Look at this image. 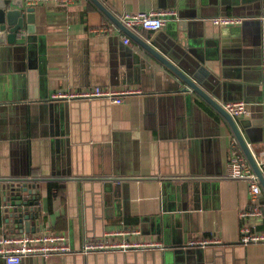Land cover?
Listing matches in <instances>:
<instances>
[{
  "label": "crops",
  "instance_id": "0c3cea01",
  "mask_svg": "<svg viewBox=\"0 0 264 264\" xmlns=\"http://www.w3.org/2000/svg\"><path fill=\"white\" fill-rule=\"evenodd\" d=\"M99 1L118 19L126 11L173 9L160 29L135 33L152 44L182 31L186 54H195L210 75L205 90L220 103L246 102L258 122L264 112V0ZM32 7V40L0 54V234L50 228L66 232L76 248L110 229L136 228L106 238L163 245L33 255L18 264H264V242H239V211L250 204L249 187L228 176L226 167L232 154H244L219 112L191 90L175 88L177 78L158 62L151 60L152 72L134 62V54L146 52L130 37L125 43L119 29L96 31L116 26L92 0ZM217 16L242 22L220 27L211 22ZM29 86L36 96L31 100L22 97ZM95 86L139 92L123 95L120 103L50 97L56 90ZM42 92L50 105L45 108L35 101ZM240 128L264 173V130ZM27 167L28 174L18 177L36 179L39 223L33 218L22 227L6 225L5 174ZM197 236L221 243L188 246ZM0 264H6L1 257Z\"/></svg>",
  "mask_w": 264,
  "mask_h": 264
},
{
  "label": "built area",
  "instance_id": "2783aa9c",
  "mask_svg": "<svg viewBox=\"0 0 264 264\" xmlns=\"http://www.w3.org/2000/svg\"><path fill=\"white\" fill-rule=\"evenodd\" d=\"M25 6H33L39 2L55 1L63 3L76 2L78 0H23ZM175 11L170 8H152L145 11H126L121 15V21L127 27L132 29L142 28L148 30H158L164 25L165 16L173 15ZM212 24L220 27L239 25L242 18L234 16H217L211 19ZM117 27H98L95 30L99 32H112ZM130 38L124 36V42L128 43ZM139 92L137 89L125 88L113 90L108 87L95 86L91 89L74 91L70 89L56 90L50 97L54 100L70 101L75 98H93L105 97L112 103L122 102V96ZM223 108L233 117L239 119L249 117L250 110L246 102L225 101L221 103ZM1 106V103H0ZM261 127L264 130V116ZM257 162V161H256ZM258 163V162H257ZM259 165V164H258ZM228 176L241 178L247 181L249 187L248 207L239 211L241 219L239 227V242L241 244L263 243L264 242V202L259 201L261 187L257 176L248 166L244 156L241 154H232L226 167ZM136 228L110 229L108 233L100 238L84 239L78 247L71 245L69 235L66 232H58L50 228L40 229L38 231L22 232L19 234H0V257L6 264H18L23 258L39 255L47 258L52 254H64L67 252H78L87 254L89 252L107 251L116 249H134L162 247V242L157 239L152 240H132L116 241L106 238L107 235H118L126 233H137ZM188 246L204 247L209 244H220V240L205 236L192 237L187 240Z\"/></svg>",
  "mask_w": 264,
  "mask_h": 264
},
{
  "label": "water",
  "instance_id": "95a60500",
  "mask_svg": "<svg viewBox=\"0 0 264 264\" xmlns=\"http://www.w3.org/2000/svg\"><path fill=\"white\" fill-rule=\"evenodd\" d=\"M125 35L137 42L147 56H140L139 54L133 55L134 62H139L141 65L146 66L147 72H152L154 69L152 61L154 60L165 67L177 78L174 87H181L180 91L188 92L191 90L196 95L200 96L204 101L210 104L222 118L224 123L231 129L237 142L239 143L242 152L257 176L260 186L264 190V173L242 135L240 127H249L250 125H257L261 130V123L264 112H261V117L257 120L253 118L243 117L239 120L229 114L220 102L215 100L206 90L208 83H211L210 75H207L200 67L198 61H195L196 55L186 54L188 48L186 40L182 31L178 32L177 37L156 39L151 43L140 38L134 29L127 27L116 16L110 14L99 0H92ZM35 34L34 24V9L32 6H25L23 0H0V54L6 51L23 49L26 42L32 40L31 35ZM7 43V44H6ZM19 71L23 70V66L18 68ZM216 73V72H215ZM28 77L33 74L32 70H27ZM208 81V82H207ZM1 97V96H0ZM22 97H28L30 100L35 98L29 86V90ZM11 98V97H9ZM2 99V98H0ZM47 94L43 93L38 96L35 101L44 103L41 107L45 108L49 105L46 103ZM52 106V105H51ZM1 108V106H0ZM249 108V106H248ZM208 115V114H207ZM209 116V115H208ZM207 116V117H208ZM210 117V116H209ZM217 125L218 123L215 122ZM219 126V125H218ZM59 134L55 131L54 141L57 142ZM28 174V167L18 173L11 175L5 174L7 177L4 179L2 185V201L6 221V225L17 223L19 227L26 225L30 219H35L36 224L39 223L41 217L39 193H37L36 186L32 182L36 179L29 177L19 178L18 176H25ZM30 182L29 184H22L21 182ZM260 202H264V198L259 196ZM34 229V228H33ZM31 228V230H33ZM178 252H184L182 249ZM187 252V251H185Z\"/></svg>",
  "mask_w": 264,
  "mask_h": 264
},
{
  "label": "trees",
  "instance_id": "16d2710c",
  "mask_svg": "<svg viewBox=\"0 0 264 264\" xmlns=\"http://www.w3.org/2000/svg\"><path fill=\"white\" fill-rule=\"evenodd\" d=\"M235 141V140H234ZM236 145H237V143H236Z\"/></svg>",
  "mask_w": 264,
  "mask_h": 264
}]
</instances>
